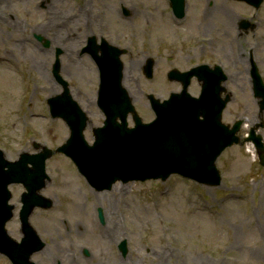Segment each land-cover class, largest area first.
Masks as SVG:
<instances>
[{"label":"rangeland","instance_id":"374dc122","mask_svg":"<svg viewBox=\"0 0 264 264\" xmlns=\"http://www.w3.org/2000/svg\"><path fill=\"white\" fill-rule=\"evenodd\" d=\"M11 1L14 19L10 20L5 12L0 15V152L11 163L24 154L35 156L44 147L55 151L69 138L68 129L60 120L51 119L48 112L49 101L59 94L60 87L52 74L56 56L53 46L58 41L43 30L49 19L45 18V10L57 11L61 20L74 17L68 27L74 30L77 44L92 34L106 36L107 21L112 31L125 35L134 32L139 38L152 36L153 45L139 40L124 58L123 86L140 117L147 121L152 113L142 93L164 99L174 92L176 86L162 76L173 69L167 62L179 60V50L193 48V36L197 39L199 34H214L222 7H229L225 0H185L189 6L183 23L172 25L168 0ZM121 5L130 12L136 8V13L124 17ZM243 7L240 3V13ZM205 16L208 21L196 32ZM211 22L213 27L209 29ZM35 35L50 40L52 48L43 50ZM245 38L243 35L238 39L234 50H245ZM148 58L154 60L155 77L151 81L141 73ZM75 64L76 81L70 86L76 87L75 92L81 95L79 104L88 110L91 127L83 133L92 143L91 131L103 123L98 109L87 104L93 97L95 72L86 60ZM181 66L179 69H187L188 65ZM242 98L241 103L251 96ZM68 162L61 155L46 162L49 179L40 193L52 207L35 209L29 218L46 245L31 257L33 264H56L60 260L71 264L68 260L84 247L94 264H264V241L258 236L264 232V167L250 145L232 147L219 160L222 179L218 187L170 176L164 182H118L112 189L96 193ZM9 190L15 210L6 230L19 241L23 188L11 185ZM99 209L103 211V224L97 218ZM123 237L128 240L121 256L118 248ZM0 264L10 263L0 256Z\"/></svg>","mask_w":264,"mask_h":264},{"label":"water","instance_id":"95a60500","mask_svg":"<svg viewBox=\"0 0 264 264\" xmlns=\"http://www.w3.org/2000/svg\"><path fill=\"white\" fill-rule=\"evenodd\" d=\"M244 1L255 5L261 2ZM183 3L184 0H171L174 10L180 15ZM148 68L150 70V65ZM111 75L114 79L107 82V127L103 129L107 128V137L101 135L93 147H88L77 137L81 127L78 132L74 130L69 141L70 144H76L74 150L68 149V144L56 152H63L71 157L79 171L96 188L98 182L107 181L109 189L117 180L128 182L159 177L165 179L172 173L207 185L219 184V174L214 165L216 157L224 148L237 142L234 138L236 130L228 131L220 124L221 107H215L210 114L199 113L201 99L189 100L185 90L182 96H173L162 104L150 96L157 118L151 124L142 125L127 93L121 88L120 70ZM58 102L57 98L49 101L53 117L58 114ZM118 103L121 105L117 106ZM129 112L134 113L136 127L126 131L123 128L125 123L122 127L115 125L114 120L120 117L123 121ZM199 116H203L206 121H199ZM83 125L84 122L81 126ZM213 130L223 136L212 135ZM51 155L52 152L45 149L36 156L21 155L19 161L10 163L3 159L0 152V254L6 256L12 264H33L29 261L30 256L44 246L29 226L28 217L35 207L46 209L51 206V202L42 200L36 194L44 186L43 180L47 178L45 162ZM261 164H264L263 158ZM28 165L33 169H29ZM15 183L23 184L28 192L22 198L20 221L24 239L20 244L9 238L5 230V224L12 217L13 210L12 206H8L10 194L7 187Z\"/></svg>","mask_w":264,"mask_h":264},{"label":"flooded vegetation","instance_id":"af4514ba","mask_svg":"<svg viewBox=\"0 0 264 264\" xmlns=\"http://www.w3.org/2000/svg\"><path fill=\"white\" fill-rule=\"evenodd\" d=\"M225 2L229 7H226V9L222 7L223 9L220 13L221 20L219 26L217 23L218 28L215 30V33L211 35L199 34L197 39H194L193 36L191 39L195 46L187 50H179L178 52L182 54L179 57L180 59H171L170 63L177 67H182L181 63H186L188 65L187 69L183 71H187L195 66H207L206 70L209 78L216 74V81L221 79L219 82L220 98L222 100L228 99L222 112V122L232 127L236 122L241 121L237 133L240 139V146H245V139L256 135L261 137L264 144V109L261 108L257 100L258 97L255 96L262 93L261 91L255 90V83L260 80L264 85V1L258 8L243 3L245 6L243 7V13H240L239 1L225 0ZM11 4V0H0V8L4 6L0 15L5 12L10 20L14 19L11 13ZM39 6L43 8V5L40 4ZM186 6L185 3L183 18L188 13L186 10L189 5L187 8ZM169 8L171 14L175 17L170 6ZM120 12L124 17H129L131 14L134 15L136 13V8H133L130 12L126 10V6L121 5ZM45 14H48L45 15V18L49 17L54 24L49 25V19L47 18L48 22L43 30L55 36L58 42L60 40V44L57 42L59 73L61 78L69 84L70 94L77 102L80 100L81 95L79 92H75V86H70L76 81V78H74L76 76L73 72V69L76 67L75 63L86 60L93 66L96 83L93 97L87 101V104L91 105L93 109H98L97 90L99 71L95 61L105 57L104 52L106 47L103 45L102 40L107 41V50L108 48L110 50V47L129 50L135 47L136 42L139 40L144 41L147 45H153L151 35V38L148 39L142 36L139 38L138 34L134 32L129 35L118 33L110 29V23L107 21L106 36L98 35L97 38L96 35L92 34L95 36L93 51L86 53L83 49L84 43L77 44L74 30L68 27L70 23L74 22V17L69 16L66 20H61L62 18L59 17L58 12H52L51 10H45ZM210 14L212 15V13ZM206 21L208 20H206L205 16V18L203 17V24L196 32H199L205 26ZM212 27L213 23L211 22L208 28L210 29ZM243 35L248 37V39L245 38V50H234V47L239 45L238 39L243 37ZM196 42H198L197 45L195 44ZM40 46L41 48L43 47L42 45ZM226 50L227 53H225ZM60 56L63 58H60ZM201 86L202 84L195 78L191 80L189 89L194 88L193 92L195 94H192L193 96L199 94ZM176 87L180 88V83H176ZM243 95L251 96V98L241 103L240 100L243 99ZM85 110L88 112L87 109ZM87 127H91V123ZM93 130L91 131L92 133ZM93 261L94 258L89 251L86 255L84 249H82L79 253L74 254V258L71 261L68 260V263L94 264ZM57 262L56 264H63L61 260Z\"/></svg>","mask_w":264,"mask_h":264},{"label":"bare ground","instance_id":"6f19581e","mask_svg":"<svg viewBox=\"0 0 264 264\" xmlns=\"http://www.w3.org/2000/svg\"><path fill=\"white\" fill-rule=\"evenodd\" d=\"M169 22H170V24H172V25H179V24H181V22H179V20H177V19H175V18H171L170 20H169ZM200 28V26H198L197 27V29H199ZM140 64V63H139ZM147 66V64H145V67ZM259 232L261 233V231L259 230ZM109 234H111V232L110 231H107V235H109ZM259 236V238L261 239V240H263L264 241V232L262 233V234H260V235H258ZM167 251V250H166Z\"/></svg>","mask_w":264,"mask_h":264}]
</instances>
